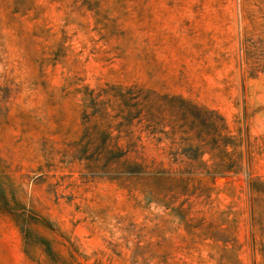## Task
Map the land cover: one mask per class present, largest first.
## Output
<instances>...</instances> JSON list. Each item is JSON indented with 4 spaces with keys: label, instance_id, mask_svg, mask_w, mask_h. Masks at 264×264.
Segmentation results:
<instances>
[{
    "label": "rangeland",
    "instance_id": "rangeland-1",
    "mask_svg": "<svg viewBox=\"0 0 264 264\" xmlns=\"http://www.w3.org/2000/svg\"><path fill=\"white\" fill-rule=\"evenodd\" d=\"M105 83L214 125L174 144L136 125L130 159L158 179L85 181L70 145L83 88ZM0 264H264V0H0Z\"/></svg>",
    "mask_w": 264,
    "mask_h": 264
},
{
    "label": "trees",
    "instance_id": "trees-1",
    "mask_svg": "<svg viewBox=\"0 0 264 264\" xmlns=\"http://www.w3.org/2000/svg\"><path fill=\"white\" fill-rule=\"evenodd\" d=\"M81 100V133L70 145V162H78L82 165L84 173L81 174V178L85 181L106 179L123 183L133 177L155 181L158 179V174L163 171L130 159V152L140 140V136H134L133 127L141 124V131L144 130L149 135L161 132L164 138L174 144V136L177 132L188 135L190 131L200 127L197 133L201 136L210 125L208 113L217 114L214 110L191 104L183 97H149L148 94H142L141 88L136 85L105 83L96 88L85 86ZM173 102H178L179 105L173 106ZM164 113L177 119H169L165 122ZM220 120L225 123L221 116ZM196 122L198 125H195ZM213 125L214 123H211L210 127ZM165 127H169V130L164 131ZM181 139L189 140L183 137ZM157 140L161 141L162 138ZM228 146L233 144L226 139L221 149L224 156L229 153ZM213 150L204 149V146L196 148L200 157L206 153L212 155ZM181 154L189 157L186 149H183ZM200 165L197 168H202L212 181L218 176L225 178L229 173H237L239 170L235 160ZM189 168V173L197 169L193 165H189ZM252 184L254 181H251ZM17 216L22 217L19 214ZM32 218V222L33 220L39 222L37 218ZM16 222L19 224L23 238H28L27 226L31 220L23 221L21 218ZM39 242L47 257L54 260L55 253L50 242L44 239Z\"/></svg>",
    "mask_w": 264,
    "mask_h": 264
}]
</instances>
